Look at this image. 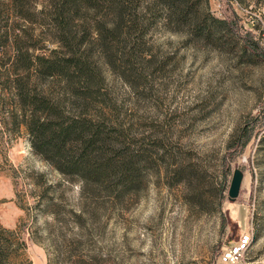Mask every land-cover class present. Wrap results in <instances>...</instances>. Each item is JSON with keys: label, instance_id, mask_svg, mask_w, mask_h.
Segmentation results:
<instances>
[{"label": "rangeland", "instance_id": "1", "mask_svg": "<svg viewBox=\"0 0 264 264\" xmlns=\"http://www.w3.org/2000/svg\"><path fill=\"white\" fill-rule=\"evenodd\" d=\"M201 1L215 17L236 16L264 48V0ZM47 3L0 0V241L7 264H221L219 250L246 232L254 233L249 256L264 263V60L236 36L194 39L162 16L151 18L142 64L127 78L94 50L105 95L89 101L90 115L116 116L130 129L132 147L147 153L136 187L112 199L65 176L32 146L18 78L24 95L87 105L64 78L21 68L28 54L57 47L40 13ZM254 117L252 139L225 165L228 146ZM236 168L244 179L232 200Z\"/></svg>", "mask_w": 264, "mask_h": 264}, {"label": "trees", "instance_id": "2", "mask_svg": "<svg viewBox=\"0 0 264 264\" xmlns=\"http://www.w3.org/2000/svg\"><path fill=\"white\" fill-rule=\"evenodd\" d=\"M46 1L40 13L48 20L47 27L55 29L57 47L50 49V54L35 58L26 50L28 57L21 68L26 72H31L32 68L43 77L64 78L72 95L81 97L87 105L68 108L54 105L38 93L24 95L26 85L23 77L18 78L17 87L26 105L25 122L32 135V146L65 176L77 178L85 189L89 187L112 199L122 198L125 191L136 187L147 153L132 147L130 129L120 124L116 116L110 117L106 112L96 118L90 115L89 101L105 95L102 91L105 77L98 58L93 55L94 50L102 54L106 64L127 78L136 65L142 64L145 36L154 23L151 18L162 16L172 24L173 30L186 28L194 39L212 41L219 31L236 36L244 51L264 60L260 40L240 25L236 16L215 17L209 9L203 8L201 0ZM23 16L37 22L28 15ZM16 49L19 56L23 47L17 44ZM77 107L79 113L74 111ZM102 107L112 112L110 105ZM258 124V117L251 118L240 131L234 143L228 146L225 165L228 158L244 151ZM258 128L264 131V123ZM260 141L264 144V137ZM7 258L8 250L0 241V264H7Z\"/></svg>", "mask_w": 264, "mask_h": 264}, {"label": "built area", "instance_id": "3", "mask_svg": "<svg viewBox=\"0 0 264 264\" xmlns=\"http://www.w3.org/2000/svg\"><path fill=\"white\" fill-rule=\"evenodd\" d=\"M253 241V232L241 234L237 240L220 251L217 257L218 262L221 264H264L263 261L249 256Z\"/></svg>", "mask_w": 264, "mask_h": 264}, {"label": "water", "instance_id": "4", "mask_svg": "<svg viewBox=\"0 0 264 264\" xmlns=\"http://www.w3.org/2000/svg\"><path fill=\"white\" fill-rule=\"evenodd\" d=\"M243 179H244L243 170H241L240 168H236L233 172L231 184L228 191L230 199L235 200L236 198H238L241 191Z\"/></svg>", "mask_w": 264, "mask_h": 264}]
</instances>
